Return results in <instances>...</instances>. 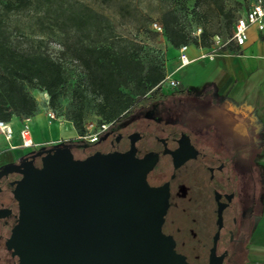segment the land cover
Masks as SVG:
<instances>
[{
  "label": "trees",
  "instance_id": "16d2710c",
  "mask_svg": "<svg viewBox=\"0 0 264 264\" xmlns=\"http://www.w3.org/2000/svg\"><path fill=\"white\" fill-rule=\"evenodd\" d=\"M205 1L226 18L228 38L236 19L243 13L235 17L232 11H226L224 0ZM0 2L1 120L10 121L12 117L22 119L37 113V99L30 88L46 92L50 106L57 103L61 88L68 80L61 56L76 60L83 69L88 91L97 97L95 109L99 122L109 123L107 129L122 123L121 128H116L124 133V137L133 130L130 119L136 108L147 101L164 97L158 84L166 76L165 55L144 53L143 45L118 33L111 17L102 10L83 0ZM100 3L113 8L122 17L129 14V0H100ZM29 6L34 10V22L38 30L58 37L62 47L60 56L54 57L47 51L42 37L16 39L9 31L7 13ZM156 22L161 25V32L175 49L190 41L194 46L205 50L212 45L214 35L211 37L206 30H202L198 35L191 36L181 24L179 14L173 9H164ZM153 30L160 32L154 28ZM223 48L239 50L232 42H228ZM186 89L180 84L175 93L184 94ZM84 99L83 93L74 90L65 111L66 120L72 123L77 134L86 130L82 108ZM248 116L255 123V118L250 114ZM225 117V113L221 111L219 120L222 123L226 120ZM233 134L238 140V129ZM59 144L78 151L85 148L87 155L98 149L97 142L90 143L77 138L61 140ZM175 172L181 174L151 155L144 162L127 164L121 169H109L105 184L127 197L131 206L138 204L160 211L177 212L187 208L193 213L209 210L207 189L198 185L197 180L192 181L183 174V177H179ZM257 186L258 182L255 187ZM263 193L264 186L260 194L261 210ZM256 219L249 220L246 208L243 215L237 214L234 236L222 264H239L241 261L245 264L246 242Z\"/></svg>",
  "mask_w": 264,
  "mask_h": 264
},
{
  "label": "water",
  "instance_id": "95a60500",
  "mask_svg": "<svg viewBox=\"0 0 264 264\" xmlns=\"http://www.w3.org/2000/svg\"><path fill=\"white\" fill-rule=\"evenodd\" d=\"M139 136L132 132L124 151L78 158L70 146L56 144L40 157L38 170L27 174L33 208L8 239L15 264H222L236 225L233 193L212 187L210 209L193 214L131 206L105 184L109 169L146 160L136 153ZM160 157L204 181L223 165L193 146L183 155L164 150Z\"/></svg>",
  "mask_w": 264,
  "mask_h": 264
},
{
  "label": "flooded vegetation",
  "instance_id": "af4514ba",
  "mask_svg": "<svg viewBox=\"0 0 264 264\" xmlns=\"http://www.w3.org/2000/svg\"><path fill=\"white\" fill-rule=\"evenodd\" d=\"M178 86L168 87L162 85L161 92L164 95L163 98L147 101L137 107L133 112L130 119L131 124L136 123L138 120L135 112L144 108H151L150 112L146 111L142 116L143 124L147 128V131L133 127V130L124 137V133L116 128L122 127L123 124L120 123L111 129L105 130L104 135L100 136L96 141L98 143V149L96 151H124L129 147V135L132 132H138L140 136L135 142L137 155L146 156V160L149 156L153 155L170 168L180 171L181 174L188 178L192 177L194 178L193 180H197L198 185L207 189L206 192L208 193L210 203L209 209L212 200V187L224 194L233 193L230 205L234 210V197L238 193L239 195L241 193L243 194L242 187L245 186V178L251 180L252 184L247 189L248 194L246 197L249 202L245 208L249 220L258 218L261 213V192H254L256 191L254 169L257 163L255 159L263 147V140L259 139L256 134L250 133L249 123L233 122L232 106L230 104L224 105V110H221L215 98L204 99L200 96H194L192 102L186 103L184 107L172 108L169 105L166 108L162 107L165 102H168L173 97L181 98L179 95L183 94L175 93L178 90ZM188 90L196 91V89L191 88L186 89V91ZM221 111L226 116V120L223 123L219 120V113ZM206 127L215 138L208 137L206 132L204 133L207 130ZM114 129H117V131H114ZM237 129L239 130L238 140L233 136L235 135L233 133ZM253 129L256 130V128ZM215 135L222 136L224 141L217 142ZM185 136L188 137V142L186 143L183 142ZM205 139L209 140V142H206ZM204 142L207 145H204ZM52 146L54 145L22 148L21 152L9 155L0 160V264L16 263V256L14 250L8 243V239L18 220L21 217L27 216L34 205V195L28 185L27 174L35 173L38 170L40 157ZM192 146L201 153L220 159L223 163L221 169L215 168L213 170V176L209 181L201 180L194 172L176 168L160 157L164 150L173 152L176 155H183ZM73 152L75 157L78 158H83L87 155L85 154V148H81V151L74 149ZM240 161L245 163L243 167H238ZM226 168H229L230 173L224 174L223 171ZM232 176L236 180L237 191L236 189L232 190ZM218 183L223 186L222 189L217 188L216 185ZM257 209L260 211L258 215L256 214ZM183 210L188 209L185 208ZM243 213L241 214L243 215ZM235 215L237 223V214L235 213Z\"/></svg>",
  "mask_w": 264,
  "mask_h": 264
},
{
  "label": "rangeland",
  "instance_id": "374dc122",
  "mask_svg": "<svg viewBox=\"0 0 264 264\" xmlns=\"http://www.w3.org/2000/svg\"><path fill=\"white\" fill-rule=\"evenodd\" d=\"M86 1L88 4L92 5L93 7L102 10L104 13L109 15L113 22L115 23V29L121 35L130 37L135 41L141 43L144 48V53L148 54H156L160 55L163 53L165 56V72L168 74L170 69H174L179 61L177 58V49L171 48L169 41L166 39L164 33L156 32L153 30L151 23L153 21L159 20L160 13L166 9L170 8L175 10L179 14L180 22L184 26V28L190 33L191 36L197 35L198 29L200 31L206 30L207 33L213 35H219L222 40H225L229 34V27L226 22V18L219 14L218 11L210 6L205 0H129L130 1V10L129 14L126 17H122L119 15L113 8L105 7L100 3V0H83ZM251 0H224L225 2V10L232 11V13L236 16L243 13ZM1 7V2H0ZM7 26L9 31L12 33L13 37L16 39H22L23 37H42L45 41V46L47 51L54 57L60 56V51L62 49L59 39L54 34H43L41 33L34 22V10L32 7H26L23 9H14L7 13ZM200 33V32H199ZM213 43V39H212ZM191 46L194 44L190 41ZM205 49H195L193 47L189 48V56L191 57L193 54L198 55L196 62L193 65H187L179 69L178 74L180 75L183 72H186L188 68L190 69L191 66L193 67H201L207 70L208 68V58L200 57L201 53L204 52ZM225 52L227 54L237 55L243 53L244 51L240 50H228L222 47L216 48V52ZM193 53V54H192ZM168 59V67L169 70L166 68V60ZM64 67L68 73V80L61 88V94L57 103L54 106H50L49 98L46 92L38 89V88H30V92L34 95L37 99L38 103V110L37 112L45 113L47 109L53 110L57 116L61 117L62 122L54 121L53 123L59 127L60 134L64 136L66 139L76 138L77 131L72 125V123L65 118V111L69 106V102L72 97V93L74 90L81 92L85 95V99L82 103V108L84 111V127L86 130L91 128L92 125H98L99 116L96 113L95 109V101L97 97L88 91L87 82L85 78V74L83 69L81 68L80 64L70 58V57H62ZM178 81V80H177ZM181 83L178 81V85ZM212 86L206 85L204 89H199L196 91H186L185 94L179 95L181 98H172L169 99L168 102H165L162 107L166 108L167 105L174 107H184L186 103L192 102L194 96H200L204 99H211L215 98L217 104L221 110H224V105H229L230 103L227 100H222L219 97L213 95ZM214 94V93H213ZM171 98V97H170ZM196 104V103H195ZM189 105V104H188ZM233 109V122H246L249 123L248 126L250 128L251 134H256L259 139H262V149L259 151L256 157V167L254 169V177L256 178V182H258V186L256 188V192L259 193L262 191L264 186V166L262 164V155L264 154V128L260 124H256L257 120L255 119L252 121L248 114L243 113L242 111ZM148 111H151V108H144L135 112L137 115L138 120L136 123H133L132 126L134 128H140L147 131V128L143 124V114ZM156 113V112H154ZM158 114V113H157ZM36 115L32 116L35 118ZM21 120V118H20ZM47 120V118H46ZM48 121V120H47ZM32 121H29L30 129L34 130ZM20 126L17 128H13L14 137L12 141H6L3 136H0V147H6L8 151L5 153V157L13 154H17L21 152L22 149H10L9 145L11 142L18 143L19 138L17 136L18 130ZM238 128V127H237ZM253 128H256L254 130ZM207 129V127H206ZM239 131V130H238ZM208 137H214L210 130L204 131ZM211 134V135H210ZM216 136V135H215ZM207 137V136H205ZM215 138V137H214ZM66 139H59L66 140ZM206 142L209 140L205 139ZM217 142L224 141V138L221 136H216L215 139ZM57 141H49L44 145H56ZM207 145V143H203ZM43 145V144H42ZM93 145V144H90ZM4 156H0V160L3 159ZM243 162V161H242ZM241 161L238 163V167L244 166V162ZM230 167V166H229ZM239 170V169H237ZM224 174L230 173L229 168H226ZM177 176L183 177L182 174L175 172ZM232 174V173H231ZM192 181H194L192 177H190ZM232 188L236 191L238 187L235 183V178L232 176ZM245 186L242 187L243 194L236 195L234 197V213L240 215L243 213L245 207L247 206L249 200L247 197L248 188H250L251 180L245 178ZM217 188L222 189L223 186L218 183ZM240 189V188H239ZM245 190V191H244ZM256 214H259V209L256 210ZM221 214L225 216V211H222ZM214 215H211L210 218H214ZM228 264H231L230 262ZM242 264V261L241 263Z\"/></svg>",
  "mask_w": 264,
  "mask_h": 264
},
{
  "label": "crops",
  "instance_id": "0c3cea01",
  "mask_svg": "<svg viewBox=\"0 0 264 264\" xmlns=\"http://www.w3.org/2000/svg\"><path fill=\"white\" fill-rule=\"evenodd\" d=\"M190 47L203 50L196 46ZM240 51L244 52L237 55L217 52L213 59H209L207 70L200 66H191L180 75L177 74L182 67L178 68L177 65L170 69L168 56L166 68L170 69L168 74L186 88L202 90L206 85L212 86L215 96L229 101L232 108L250 114L264 128V30L251 28L249 39ZM197 56L193 54L191 56L193 60L187 65H193ZM35 115V118L31 119L34 123L31 134L35 142L44 145L49 141H57L56 144H59V139H66L60 134L59 125L56 126L55 123L46 120L45 113L39 111ZM9 123L12 128H17L21 125V120L12 117ZM6 151H8L6 147H0V156L3 155L5 158ZM262 164L264 166V154ZM245 261V264H264V193L261 213L246 242Z\"/></svg>",
  "mask_w": 264,
  "mask_h": 264
},
{
  "label": "built area",
  "instance_id": "2783aa9c",
  "mask_svg": "<svg viewBox=\"0 0 264 264\" xmlns=\"http://www.w3.org/2000/svg\"><path fill=\"white\" fill-rule=\"evenodd\" d=\"M151 26L157 31L161 32L162 30L161 25L156 21L152 22ZM253 27H255L259 31L264 30V0H251L248 4L247 9L236 19L230 36L225 40H222L219 35H214L211 47L208 50H204V52L201 53L200 57L213 59L217 53L216 48L222 47L228 42H232L233 44H235L239 48V50L242 49L249 39L250 29ZM199 32L200 29H198L197 35L199 34ZM189 48V44H182L177 48V58L179 61L178 68L189 64L193 60L189 56ZM158 85L176 87L178 85V81L170 74H166L164 79ZM45 114L49 122H62L61 117L57 116L56 113L51 109H47ZM30 120L31 117H23L21 119V125L17 133L19 142H11V149H25L40 146V144L35 142L32 137L29 125ZM91 126V128L85 130L82 134H77L76 138L90 143L96 142L101 134L107 129L109 123L102 122L98 125L91 124ZM0 136H3L4 139L8 142L12 141L14 137V131L9 121L0 119Z\"/></svg>",
  "mask_w": 264,
  "mask_h": 264
}]
</instances>
